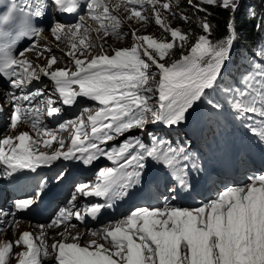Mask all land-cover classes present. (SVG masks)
<instances>
[{
	"label": "snow or ice",
	"instance_id": "6c2138e0",
	"mask_svg": "<svg viewBox=\"0 0 264 264\" xmlns=\"http://www.w3.org/2000/svg\"><path fill=\"white\" fill-rule=\"evenodd\" d=\"M121 2L132 6L128 19L141 21L149 19L142 12L151 6L156 25L170 34L171 41L139 35L134 30L131 33L133 46L117 48L112 55L105 52L92 55V47L104 48V37L127 35L120 31L123 20L113 11L120 8V3L108 0H19L17 3L9 0L4 5L6 10L0 12V41L11 38L13 33L6 29L19 24L23 29L19 35L34 38L37 43L17 53L12 44L0 42V76L8 84L2 93L0 113L5 105L11 108L9 132L17 129L21 119H29L37 129L38 139L32 143H43L50 151L29 147L26 143L32 140L29 132L15 136L0 134L3 135L0 145L9 146L14 140L19 141L12 146L11 154L0 147L2 174L11 177L22 170L35 172L41 165H51L60 159L91 165L106 157L113 163V167L99 169L94 183L75 186L68 206L59 209L47 225L49 228L59 227L74 218L80 222L86 217L96 219L102 210L112 208L115 200L126 197L131 189L143 184L152 163L170 178L167 195L163 197L164 206L134 208L115 223L85 233L101 237L104 243L91 239L81 245L80 233L74 236L58 233L61 239L48 245L46 226L40 225L38 237L25 231L14 242L0 245V264H8L12 256L17 257L18 264H42L43 257L50 255L54 257V264H264V174L250 176L247 184L226 187L199 207H170V198L175 199L182 191L191 192L189 174L200 170V165L187 151V142L176 143L148 131L149 125L158 123L178 127L189 119L190 112L204 106L211 114L231 113L233 119L264 142V44L253 50L250 61L242 69L238 68L235 75L225 76L234 45L242 35L238 31L237 15L243 0H199L198 3L188 0L190 6L205 13L199 23L202 34L191 43L187 54L171 63L164 62L165 57L175 47L183 48L189 36L182 29L171 28L161 10L173 18L177 15L184 21L189 18L172 10V0ZM202 5L229 12L227 34L222 39L211 40L213 28L207 18L210 13ZM81 6L85 15H78L76 23L66 25L53 20L49 27L56 40L62 36L71 40V50L65 55L73 62L75 70L53 68L59 59L55 55L43 66L34 65L27 58V52L39 48L43 55L52 51L47 44L40 48L44 28L35 21L49 12L77 14ZM247 14L257 17L252 8ZM88 17L99 26L88 23ZM255 26L264 28V18ZM93 32L100 41L98 45L90 39ZM42 77L50 80L51 90L46 91L47 85L31 88L33 82H40ZM40 97L44 98L38 99ZM78 98L98 102L99 107L82 109L75 119L59 123L57 130L40 125L44 115L55 118L62 112V107L55 106L57 101L62 106H74ZM256 117L260 119L259 127L255 124ZM69 130L70 144L65 147L66 141L63 137L57 138V131ZM133 130H138L139 134L128 135L120 144L105 149L108 142ZM145 135L149 137L147 143ZM42 136L50 139L40 140ZM53 141L58 147L53 148ZM66 175V170H61L55 177L56 182ZM45 183H41L34 196L13 201L11 211L0 210V219L6 227H15L17 213L29 211L38 203ZM78 197H103L105 203L85 204L77 209ZM21 245L26 246V250L14 253V247Z\"/></svg>",
	"mask_w": 264,
	"mask_h": 264
},
{
	"label": "rangeland",
	"instance_id": "374dc122",
	"mask_svg": "<svg viewBox=\"0 0 264 264\" xmlns=\"http://www.w3.org/2000/svg\"><path fill=\"white\" fill-rule=\"evenodd\" d=\"M174 1H177V2L174 3ZM163 2H165V0H160V3H163ZM198 2L199 0H193V3H198ZM172 6H173L172 10L174 12L185 15L188 18L193 19V26L195 27L199 26L201 17L196 18L194 16L195 8L190 6L188 0H172ZM161 11L163 13V16L167 17L168 24L170 25L171 28H179V29H182L183 31L187 30V32L185 31L184 32L187 33L189 36V40L183 48L177 46L173 50L170 51L167 57H165L164 62L171 63V61L175 59H179L182 54H187L189 46L191 45V43L195 42V39L199 35L202 34V31H201V28L199 31H195V30L190 31L188 27L182 26L180 24L179 15L173 18L172 16L168 15L167 12H164L163 10ZM146 12H147V16L149 17L147 21L136 20L135 22L130 21V22L122 23L120 31L123 33H126L127 35H123L119 38L118 37H108L106 40L104 39L106 41L104 45L105 53H107L108 55H112L114 54V50L117 48H125V47L133 46L135 41L132 38L131 33L134 30L137 31L139 35H152L158 40L170 42L171 41L170 34L165 32L162 28L156 25L152 7L148 6V9ZM256 12L264 18V2L263 1L257 2ZM95 43L98 45L100 41L95 39ZM97 49L99 51V47H97ZM232 64L233 62L231 61L230 65Z\"/></svg>",
	"mask_w": 264,
	"mask_h": 264
},
{
	"label": "trees",
	"instance_id": "16d2710c",
	"mask_svg": "<svg viewBox=\"0 0 264 264\" xmlns=\"http://www.w3.org/2000/svg\"><path fill=\"white\" fill-rule=\"evenodd\" d=\"M264 0H243V7L240 10V12L237 15V26H238V31L242 34L241 38L239 39V41L241 40H247L250 43L255 42L257 35H258V31L259 29L256 28V22L254 25V21L251 17L248 16L247 11L248 9L253 6V3L255 6H257V2H260ZM208 9V13H210V15H208V20L211 22L213 31H212V35H211V39L215 42L218 41L220 39H222L226 34V25L227 22L230 18V14L228 11L219 8V7H212V6H208V5H202V7H206ZM194 16L196 18H200L201 19L205 16L204 12H198L195 9L194 12ZM180 24L182 26H186L188 27V29L191 30H195V31H199L200 27L197 26H193V19L189 18L188 21H184V20H179ZM199 27V28H198ZM254 27L256 29L255 34L254 33ZM261 29V28H260ZM185 32H187V30H184Z\"/></svg>",
	"mask_w": 264,
	"mask_h": 264
},
{
	"label": "bare ground",
	"instance_id": "6f19581e",
	"mask_svg": "<svg viewBox=\"0 0 264 264\" xmlns=\"http://www.w3.org/2000/svg\"><path fill=\"white\" fill-rule=\"evenodd\" d=\"M23 226V225H21ZM58 229H54L52 230L53 232L57 231ZM18 229H12V230H9L6 232V234H3L1 237H0V245L4 244L5 242H8V241H12L17 233H18Z\"/></svg>",
	"mask_w": 264,
	"mask_h": 264
},
{
	"label": "clouds",
	"instance_id": "9594fccd",
	"mask_svg": "<svg viewBox=\"0 0 264 264\" xmlns=\"http://www.w3.org/2000/svg\"><path fill=\"white\" fill-rule=\"evenodd\" d=\"M105 40H106V38H105Z\"/></svg>",
	"mask_w": 264,
	"mask_h": 264
}]
</instances>
